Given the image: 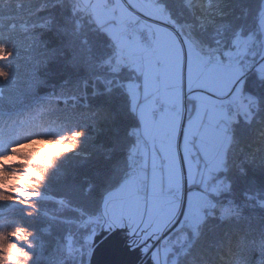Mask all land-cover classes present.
Here are the masks:
<instances>
[{"label": "trees", "instance_id": "16d2710c", "mask_svg": "<svg viewBox=\"0 0 264 264\" xmlns=\"http://www.w3.org/2000/svg\"><path fill=\"white\" fill-rule=\"evenodd\" d=\"M263 1L206 0L203 10H198L185 0H163L176 32L184 39L190 37L204 51L226 45L233 31L259 38ZM77 3L0 0V37L6 41L0 43V70L9 73L7 79L0 78V128L12 129L20 137L3 155L12 154L17 161H0V183L5 184L15 169H23L30 175L25 187L38 190L42 164L33 154L42 150L58 157L57 167L48 172V191L73 205L86 206L91 198L99 200L111 178L123 169L122 141L133 137L135 120L124 94L126 87L90 92L87 103L60 97L81 93L82 81L99 74H119L125 81L134 75L131 68L112 70L116 63L112 42L88 10L75 7ZM246 92L255 96L256 107L252 115L239 113L232 123V142L221 170L229 191L197 232L183 231L179 242L184 249L177 250L175 244L176 253H172L177 254L176 264H264V82L249 73ZM27 133L41 135L25 141L22 137ZM77 133L81 135L76 147H69L68 139ZM35 141L64 146H37L31 143ZM6 203L19 207L5 210L2 221L27 224L34 234L22 240L13 233L26 228L15 227L0 235L6 233L8 243L25 250L31 240L43 241L46 248L45 253L34 250L35 261L17 253H11L15 259H5L0 239V264H50V257L62 251L69 229L51 217L76 214L61 210L54 202L37 204L36 199L0 188V204ZM72 232L77 240L81 238L74 227ZM76 257H67V264H77Z\"/></svg>", "mask_w": 264, "mask_h": 264}, {"label": "snow or ice", "instance_id": "6c2138e0", "mask_svg": "<svg viewBox=\"0 0 264 264\" xmlns=\"http://www.w3.org/2000/svg\"><path fill=\"white\" fill-rule=\"evenodd\" d=\"M148 6L152 11L147 15L153 23L141 24V28L147 27V33L130 38L129 24L136 17L129 19L121 0H87L86 5H75L77 9H90L94 22L112 42L116 55L112 70L120 72L130 67L136 73L124 92L130 100L135 131L131 139L122 141L123 169L111 178L99 200L91 198L86 206L51 194L48 172L57 167L58 157L42 150L33 154L42 164L37 173L38 184L42 185L35 192L37 204L54 202L61 210L76 214L51 217L69 229L62 251L50 257V264H67V257L77 255L81 264H93L101 237L106 247L98 264H123L122 247L138 249L150 264H176L172 256L176 233L185 229L197 232L205 222V209L215 206L210 197L198 199L204 192L193 191L197 178L204 189L220 181L231 140L230 121L237 115L233 107L246 114L254 103L251 96L247 103H237L244 97L249 73L264 82V59L246 62L252 40L247 33L233 31L226 45L208 51L190 37L178 44L171 33L162 30L167 27L163 22L173 19L163 0H149ZM260 26L264 28V12L260 14ZM8 76L0 70V78ZM186 102L191 104L187 116ZM32 135L41 134L27 133L22 138L27 141ZM80 135L69 138L68 146L75 148ZM19 141L14 130L0 128V156ZM197 141L194 157L191 149L197 148ZM18 207L17 203L0 204V221L5 210ZM73 227L82 233L79 240L73 235ZM13 234L25 241L31 236L24 228ZM0 239L5 259H15L11 253L27 259L31 253L35 261L31 243L25 250L8 243L6 233Z\"/></svg>", "mask_w": 264, "mask_h": 264}, {"label": "rangeland", "instance_id": "374dc122", "mask_svg": "<svg viewBox=\"0 0 264 264\" xmlns=\"http://www.w3.org/2000/svg\"><path fill=\"white\" fill-rule=\"evenodd\" d=\"M185 1H186V3H187L188 6H190V7L194 6V8L195 9H198V10H200V9L203 10L202 7H201V4H203V7L206 4V0H191L190 4H189V0H185ZM78 3H80L81 5H86L87 0H78ZM121 3L124 6V8L128 9L129 18H131V17L134 16L137 19L139 16L136 13H140V14L144 15L143 18H142L141 24L148 25L150 23H153V21L150 20L149 17H148V15H147L149 12L152 11V9L148 6L149 5V0H121ZM81 8L82 9H85V10H88L90 12V9H87L86 7H81ZM262 12H264V1H263ZM163 24H166L167 25V27H163V29H162L165 34L171 33L172 36H174L176 38V41H177L178 44L183 41L184 37L182 36V34H180L178 32V30L176 32L175 29H173L172 27H170V26H172L171 25V21H165V22H163ZM153 29L155 30V27ZM260 31H261V36L259 38H256V37H252L251 36L252 37V40L251 41L254 42V46H255L254 47V49H255L254 53H255V57L256 58L255 59H250L249 58L250 62H254L256 60L257 61H261L262 59H264V44L261 43V40L264 39V28H262L261 26H260ZM133 75H134L133 79L128 80V81H125L119 74H112V75H104L103 74L102 75L103 77L100 80L103 82L107 78L110 79L112 77H115V78L119 79L120 81H122L124 83V86L126 87V84L128 82H130V81H133L134 78H135V76H136V73H135L134 70H133ZM81 85H82L81 88H83V81H82ZM248 96L253 97L254 103H252V104L249 105L248 113L244 114L245 116L252 115L253 109H255V107H256V98H255V96L252 95L249 92H246V91H245L244 97L240 100V102L241 103H247L248 102L247 101V97ZM140 98L142 99V97H140ZM190 110H191V104L190 103H187V113H186V116L188 115V113L190 112ZM233 112H235V111H233ZM235 113H237L236 119L230 121V126H229V135L231 137V140H230V143H229L228 148L226 150V160H227L228 149H229V146H230V144L232 142V136H231V133H230V127H231V124L234 121H236L238 119V116H239V113L238 112H235ZM134 131H135V129H134ZM31 143H33V145H37V146L42 145V144H44V145L45 144H49L48 141H35V142H31ZM49 145L52 146V147H55V148H58L60 146H64L63 144H59V143H51ZM198 148H199V142L197 141V148L191 149L192 155L194 157H196V153H197ZM0 161L2 163H4V164H12V163H15L17 161V157L14 156V155H12V154H8L6 156H2L1 159H0ZM224 168L225 167H223L222 170ZM29 176L30 175H29V172L28 171L23 170V169H15L12 172L9 180L7 182H5V185H7V187H9L8 189H6V191H13V192H16V193L17 192L20 193L22 191H26L27 188L25 187V184L27 183ZM200 184H201V181H200L199 178H197L196 185L193 187V191L194 192L198 189V186ZM30 191L33 192V194L32 193L31 194L28 193V196H26V197L25 196H21L20 194H16V193L15 194L17 196H20V197H23V198L36 199V197L34 195V193L36 192V190H30ZM198 199H200L201 201H203L205 199V197L202 195V196L198 197ZM207 217L205 216V218H207ZM99 233L100 232L98 230L97 234H99ZM183 236H184V232H182V235H181L180 239ZM28 243H31L33 245V249L35 251H37L39 253H45L46 246H45V243L43 241H39L38 242V241L31 240ZM28 243H27V245H28ZM175 244H177V246H179L177 248V250L180 251L179 248H181V250L184 249V245L182 244L181 241L179 242V240H178L176 243L173 244V252L174 253H176V250L174 248V245ZM172 256L176 260L177 254H172ZM76 259H78L77 260V264H81V260H80V257L78 255H77ZM169 264H171V261L169 262Z\"/></svg>", "mask_w": 264, "mask_h": 264}, {"label": "built area", "instance_id": "2783aa9c", "mask_svg": "<svg viewBox=\"0 0 264 264\" xmlns=\"http://www.w3.org/2000/svg\"><path fill=\"white\" fill-rule=\"evenodd\" d=\"M139 17L132 23L129 24V28H128V35L130 38H133L135 37L137 34L141 33V32H144V33H147V27L145 28H141V22H142V18L143 16L142 15H138ZM131 19V18H129ZM153 31H155L153 29ZM261 43L264 44V39L261 40ZM254 42L251 41L249 43V48H250V52L248 53L247 55V61L246 62H249L250 63V60L249 58L251 59L253 56H254ZM103 76L101 74L95 76L92 80H84L83 81V88H82V91L81 93L79 94H76L72 97L73 101L74 102H80V103H87L88 101V94L90 92L92 93H96V92H99L101 91L102 89L105 90V91H108L109 89H112L114 86H119V87H122L124 88V83L122 81H120L119 79L115 78V77H112V78H107L105 81H101L100 79L102 78ZM103 85V87H101V85ZM64 100L67 99V97H63ZM237 103H240V101H238ZM233 111L235 112H239L238 108L237 107H233ZM231 130V129H230ZM225 167V165H224ZM213 187L216 189L215 191H213ZM4 189H8L9 187L7 186H3ZM198 189L200 190H203L204 192V197H210L211 198V201L212 203L215 205L214 207H208L205 209V216H212L215 214L216 212V209H217V206H218V201H219V198L221 196H223L224 194L228 193L229 189H228V185L225 181H218L216 185L214 186H209L207 189H204V186L203 184L201 183L199 186H198ZM13 192V191H12ZM16 193V192H14ZM28 193L29 194H33V192H31L30 190H26V191H22L20 193H16V194H20L21 196H28ZM35 195V193H34ZM182 235V232H178L176 233L175 237H180Z\"/></svg>", "mask_w": 264, "mask_h": 264}, {"label": "water", "instance_id": "95a60500", "mask_svg": "<svg viewBox=\"0 0 264 264\" xmlns=\"http://www.w3.org/2000/svg\"><path fill=\"white\" fill-rule=\"evenodd\" d=\"M186 113L187 107L185 108V114ZM97 235H100V233ZM97 245L100 246V251L98 250L97 256L94 257L93 264H98V262L103 259L104 248L106 247L104 244V237H101V239L97 241ZM120 259L123 264H150L148 257L142 256L138 249L129 250L127 247H122Z\"/></svg>", "mask_w": 264, "mask_h": 264}, {"label": "clouds", "instance_id": "9594fccd", "mask_svg": "<svg viewBox=\"0 0 264 264\" xmlns=\"http://www.w3.org/2000/svg\"><path fill=\"white\" fill-rule=\"evenodd\" d=\"M6 42L4 40V38L0 37V43H4ZM15 227H25L26 228V231L28 233H30L31 235L34 234V229H32L31 227H29L27 224H24V223H21V222H16V223H12L10 225L8 224H5V222L3 221H0V231H11L12 229H14ZM25 259V258H24ZM25 260H32V257L29 256L27 259Z\"/></svg>", "mask_w": 264, "mask_h": 264}, {"label": "bare ground", "instance_id": "6f19581e", "mask_svg": "<svg viewBox=\"0 0 264 264\" xmlns=\"http://www.w3.org/2000/svg\"><path fill=\"white\" fill-rule=\"evenodd\" d=\"M181 237V236H180ZM180 237H174V243H176L179 239H180ZM173 243V244H174Z\"/></svg>", "mask_w": 264, "mask_h": 264}]
</instances>
